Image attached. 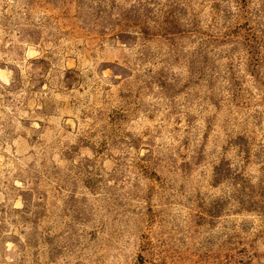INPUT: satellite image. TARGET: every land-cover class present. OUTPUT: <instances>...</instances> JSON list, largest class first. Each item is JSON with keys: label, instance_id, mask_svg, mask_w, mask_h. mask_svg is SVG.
<instances>
[{"label": "rangeland", "instance_id": "1", "mask_svg": "<svg viewBox=\"0 0 264 264\" xmlns=\"http://www.w3.org/2000/svg\"><path fill=\"white\" fill-rule=\"evenodd\" d=\"M0 264H264V0H0Z\"/></svg>", "mask_w": 264, "mask_h": 264}]
</instances>
